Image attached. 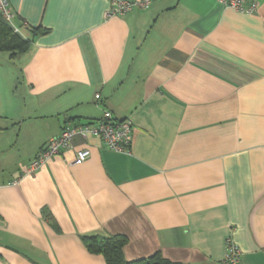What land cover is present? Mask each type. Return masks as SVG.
<instances>
[{"label": "crops", "instance_id": "1", "mask_svg": "<svg viewBox=\"0 0 264 264\" xmlns=\"http://www.w3.org/2000/svg\"><path fill=\"white\" fill-rule=\"evenodd\" d=\"M112 1L8 0L30 46L0 52V264H105L82 235L176 264H224L229 238L239 264H264V0L108 15ZM104 110L132 120L127 154L75 138L28 172L67 122Z\"/></svg>", "mask_w": 264, "mask_h": 264}, {"label": "built area", "instance_id": "2", "mask_svg": "<svg viewBox=\"0 0 264 264\" xmlns=\"http://www.w3.org/2000/svg\"><path fill=\"white\" fill-rule=\"evenodd\" d=\"M154 0L122 1L113 0L108 9V15H123L134 7L147 8ZM246 0H219V2L240 13H251L254 5L245 7ZM0 15L9 24L12 21V10L8 0H0ZM14 32L19 33L18 29L13 27ZM99 95H95L97 99ZM132 135V120L127 118L115 120L108 110H104L101 119L88 123L67 122L59 135L48 139L42 152L33 159L28 165V172H34L42 167L52 157L60 155L63 151L70 149L75 138L86 140L95 137L108 149L116 153L127 154L130 150ZM87 148L79 149L75 153L71 164L79 165L89 157ZM240 250L238 246L231 241L226 240V254L224 264H239Z\"/></svg>", "mask_w": 264, "mask_h": 264}, {"label": "trees", "instance_id": "3", "mask_svg": "<svg viewBox=\"0 0 264 264\" xmlns=\"http://www.w3.org/2000/svg\"><path fill=\"white\" fill-rule=\"evenodd\" d=\"M29 46V40L14 32L13 27L0 15V52L15 56L28 50ZM80 239L85 249L91 254L101 255L105 264H176L163 258L160 252L146 258L127 261L123 249L128 239L123 235H82Z\"/></svg>", "mask_w": 264, "mask_h": 264}, {"label": "rangeland", "instance_id": "4", "mask_svg": "<svg viewBox=\"0 0 264 264\" xmlns=\"http://www.w3.org/2000/svg\"><path fill=\"white\" fill-rule=\"evenodd\" d=\"M141 9V8H140ZM139 10V9H138ZM143 10V9H142ZM142 10H139V11H142ZM144 47H145V45H144Z\"/></svg>", "mask_w": 264, "mask_h": 264}]
</instances>
